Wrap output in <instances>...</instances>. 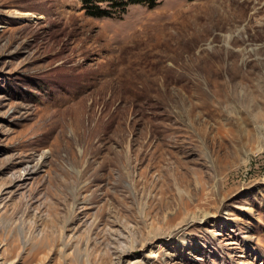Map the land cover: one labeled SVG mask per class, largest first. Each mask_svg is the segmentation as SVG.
Returning <instances> with one entry per match:
<instances>
[{
	"label": "rangeland",
	"instance_id": "374dc122",
	"mask_svg": "<svg viewBox=\"0 0 264 264\" xmlns=\"http://www.w3.org/2000/svg\"><path fill=\"white\" fill-rule=\"evenodd\" d=\"M0 264H264V0H0Z\"/></svg>",
	"mask_w": 264,
	"mask_h": 264
},
{
	"label": "trees",
	"instance_id": "16d2710c",
	"mask_svg": "<svg viewBox=\"0 0 264 264\" xmlns=\"http://www.w3.org/2000/svg\"><path fill=\"white\" fill-rule=\"evenodd\" d=\"M88 13L93 16L105 17L123 12L131 4H142L153 7L158 0H83ZM105 3V6H101Z\"/></svg>",
	"mask_w": 264,
	"mask_h": 264
}]
</instances>
